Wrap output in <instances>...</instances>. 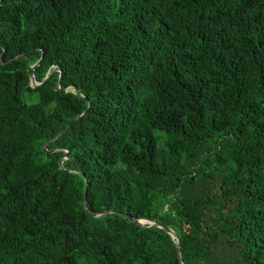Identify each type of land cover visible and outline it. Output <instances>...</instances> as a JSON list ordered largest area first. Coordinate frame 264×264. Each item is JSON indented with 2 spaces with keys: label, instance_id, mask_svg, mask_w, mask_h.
Instances as JSON below:
<instances>
[{
  "label": "trees",
  "instance_id": "obj_1",
  "mask_svg": "<svg viewBox=\"0 0 264 264\" xmlns=\"http://www.w3.org/2000/svg\"><path fill=\"white\" fill-rule=\"evenodd\" d=\"M178 250L264 264V0H0V264Z\"/></svg>",
  "mask_w": 264,
  "mask_h": 264
},
{
  "label": "water",
  "instance_id": "obj_2",
  "mask_svg": "<svg viewBox=\"0 0 264 264\" xmlns=\"http://www.w3.org/2000/svg\"><path fill=\"white\" fill-rule=\"evenodd\" d=\"M41 59H42V58H40V60H41ZM40 60L37 61V62L35 63V65H33V66L31 67V72H30V75H29V79H30V85L33 86V87L38 86V85H41V84L47 79V78H45L44 81H43L42 83H38V82L35 80V78H34L33 71H34L35 67L38 66V65L40 64ZM57 70H59V69H57ZM59 79H60V77H59ZM59 86H60V83L57 84V86H56L55 89L58 90V89H59ZM76 94L79 95V93H78L77 91H76ZM76 119H77V118H76ZM76 119H75V120H76ZM75 120H74V121H75ZM67 128H69V126H67L66 129H67ZM66 129L62 130V131H61V132L55 137V139L58 138V137H60V136L66 131ZM49 142H50V141H49ZM49 142H48V143H49ZM48 143H46V144L43 146V150L46 149V146L48 145ZM66 152H67V151H66ZM64 157L66 158V156H64ZM61 168H62V165H61ZM86 195H87V190H86V187H85V189H84V193H83V198H84L83 207H84V209H86V207H87ZM108 213H110V211H109V212L106 211V212H103V213L93 214V216H94V217H99V216H101V215H105V214H108ZM119 214H120V213H119ZM120 215H122V216L125 217V218H128L130 222H132V223H136V224H139V225L142 226V227H144V225L147 224V225H148L147 227H149V228H158V229H162V230H164V231H165L166 233H168L172 238L176 239V241H177V248L179 249V247H180V242H179V241H180V240H179V238L176 237L175 232H174L171 228H169V227H167V226H164V225L157 224V223H155L154 221H151V220H145V219L136 220V219H134V218L128 217V215H126V214H120ZM178 258H179V262H180V264H182L181 259H180V252H179V250H178Z\"/></svg>",
  "mask_w": 264,
  "mask_h": 264
}]
</instances>
